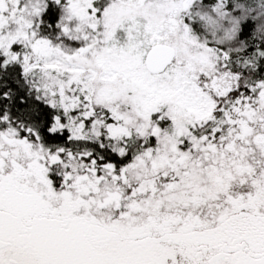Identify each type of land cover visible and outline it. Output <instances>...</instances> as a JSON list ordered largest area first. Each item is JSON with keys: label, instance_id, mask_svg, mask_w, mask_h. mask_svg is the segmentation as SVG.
Returning <instances> with one entry per match:
<instances>
[{"label": "rangeland", "instance_id": "374dc122", "mask_svg": "<svg viewBox=\"0 0 264 264\" xmlns=\"http://www.w3.org/2000/svg\"><path fill=\"white\" fill-rule=\"evenodd\" d=\"M195 2L0 0V52L62 108L54 129L123 153L132 133L158 132L151 116L199 124L220 100L229 128L224 146L197 137L190 153L144 152L119 173L90 153L51 151L0 130V237L11 242L10 257L23 264H194L207 241L235 236L240 226L264 232V82L255 96L228 98L239 75L225 69L228 53L218 45L230 36L225 10ZM159 42L173 46L176 58L151 74L145 56ZM59 163L65 172L54 185L50 171ZM165 167L181 174H161L160 188L156 178L141 177ZM222 192L231 214L218 211ZM193 198L204 200L200 209L190 206ZM213 210L215 228L206 219ZM180 212L193 227L164 215Z\"/></svg>", "mask_w": 264, "mask_h": 264}, {"label": "trees", "instance_id": "16d2710c", "mask_svg": "<svg viewBox=\"0 0 264 264\" xmlns=\"http://www.w3.org/2000/svg\"><path fill=\"white\" fill-rule=\"evenodd\" d=\"M194 5L205 11L215 6L222 7L225 10L224 17L221 19L226 20L230 36L228 38L224 37L218 45L228 53L225 69L239 75L238 86L230 91V95L241 98L251 95L253 91L255 94V86L264 82V0H196ZM48 15L53 20L56 18L51 6L48 8ZM195 28L199 35H204L205 32L201 31V27ZM155 44H152L149 49ZM224 111L225 106L222 103L214 111L213 117H208L199 124H193L189 118L178 120L183 123L182 125L180 123L176 125L178 122L171 123V119L155 120L153 115L154 117L151 116L150 120L158 125V132H152L147 137L132 133L124 139L123 153H118L108 143L102 144L99 141L75 139L67 129H54L56 118L63 115L62 108L51 105L42 96L38 84L25 74L19 61L10 59L0 52V130L13 129L19 132L21 137H27L30 141L37 142L51 151L63 150L65 153L75 155L80 152L90 153L99 163L114 165L117 173L123 166H127L144 152L156 153L160 151L168 153V155L171 153H175L174 155L181 154L184 151L192 152L193 143L197 137L205 136L206 141L204 143L208 142L207 139L209 140L210 130L214 123L221 126V128H225V120L221 118ZM172 144H175L177 148L173 149ZM60 166L59 163L52 168L56 169L58 173L56 170L50 171L54 185H58L61 180L55 178L61 177L65 172L59 169ZM167 172L166 177H179L177 175L181 174V169L169 171L168 167H165L154 174H152V171L149 174L145 172L143 173L145 176L141 174V177L156 178V184L160 188L163 184L162 176ZM168 179L170 178L164 180ZM129 181L132 182L131 179ZM153 187L157 189L155 184ZM173 190L175 193H179L175 186ZM196 190L199 189L191 188V192ZM199 200L200 198L191 199L190 206L198 208L203 206L200 203H203L204 200L200 203ZM220 201L221 207L218 211H225V213L227 211L231 214L233 209L231 203L229 201L225 203L223 197H220ZM145 203H143V206ZM210 203L215 210L212 199L211 202L206 200V206ZM150 209V207H147L146 211L148 212ZM214 210L211 213V217H213L212 224L217 226L219 222L217 220V223L214 217L216 218L218 215L214 214ZM164 215L172 217L174 225H182L188 220L186 219L187 214L181 212L176 215H173V213H164ZM230 235L233 237V234ZM221 238L223 236L216 239ZM214 246L208 248L209 251L207 249L202 250L200 255L206 256L209 252L212 255H217V248ZM180 262L191 264L186 258Z\"/></svg>", "mask_w": 264, "mask_h": 264}, {"label": "flooded vegetation", "instance_id": "af4514ba", "mask_svg": "<svg viewBox=\"0 0 264 264\" xmlns=\"http://www.w3.org/2000/svg\"><path fill=\"white\" fill-rule=\"evenodd\" d=\"M249 96L250 97L255 96L254 91ZM228 98H231V100L238 99V97H235L232 94L229 95ZM221 101L222 100L218 102V106L219 105L221 106V104L224 102ZM223 104L225 106V103ZM221 116H222L221 118L225 120V125H226L225 128L224 127L221 128V126H218L216 123H214L210 130L211 131L209 137L210 141L207 139L209 143L206 144L213 145L216 147H221L222 145L224 146L226 144V142L221 141L223 137L225 138V136H227L229 131V128H227L228 123L226 121V116H227L226 106H225L224 114H222ZM218 196H221L223 198L226 197L224 192H222ZM210 217L211 216L209 214V216L206 219ZM194 218L197 220L196 217ZM211 221H212V217H211ZM185 223H191L190 226L192 227L194 224L193 222H185ZM65 226L66 224L63 225V227ZM217 226H214V228ZM250 227L251 226H240L235 236L233 237H228L229 233H225L221 235L223 236V238L221 239L207 241L205 249L201 248V251L206 249L207 251H209L208 248L215 245L214 247L218 248L216 251L218 252V254L212 255V253L209 252V254H207L206 256H202L200 255L201 253L198 252V254L193 255V258L195 259L194 264H264V232L261 229H255V228L253 229ZM200 230H203L202 235H204L205 232L209 231V229H200ZM249 232H253V233L249 235L248 234ZM10 244L11 242H9L8 240H4L0 237V264H3L4 261L9 262L10 264H23V263H19L16 259L9 256L10 254H8V249L10 247Z\"/></svg>", "mask_w": 264, "mask_h": 264}, {"label": "water", "instance_id": "95a60500", "mask_svg": "<svg viewBox=\"0 0 264 264\" xmlns=\"http://www.w3.org/2000/svg\"><path fill=\"white\" fill-rule=\"evenodd\" d=\"M175 58L176 50L173 46L166 43H157L147 51L145 65L151 74H160L173 64Z\"/></svg>", "mask_w": 264, "mask_h": 264}]
</instances>
